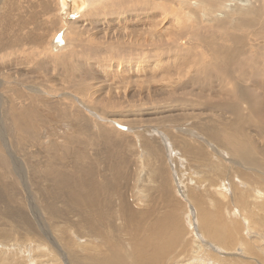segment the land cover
Listing matches in <instances>:
<instances>
[{"label":"rangeland","instance_id":"374dc122","mask_svg":"<svg viewBox=\"0 0 264 264\" xmlns=\"http://www.w3.org/2000/svg\"><path fill=\"white\" fill-rule=\"evenodd\" d=\"M244 1L0 0V264H264V0Z\"/></svg>","mask_w":264,"mask_h":264},{"label":"bare ground","instance_id":"6f19581e","mask_svg":"<svg viewBox=\"0 0 264 264\" xmlns=\"http://www.w3.org/2000/svg\"><path fill=\"white\" fill-rule=\"evenodd\" d=\"M236 2L238 1L240 4H245L246 2L244 1V0H235ZM231 2V1H230ZM59 3H60V7H62V11L63 12H66L67 11V9L70 11V13H71V15H75L77 12H79L80 11V9H81V4H82V0H59ZM233 3V2H232ZM65 4H67V6H66V8L64 7L65 6ZM228 4V3H227ZM232 5V4H231ZM227 7V6H226ZM78 14V13H77ZM67 16H68V13L66 14ZM70 15V14H69ZM40 38V37H39ZM249 154V153H248ZM6 169V168H5ZM0 172H2V171H0ZM3 173V172H2ZM99 201V200H98ZM142 206V205H141ZM232 211V210H231ZM170 212V211H169ZM144 213V212H143ZM230 213H232V212H230ZM110 214V213H109ZM235 214V213H234ZM132 215H133V213H132ZM236 216V215H235ZM113 217V216H112ZM141 217H143V216H141ZM171 217V216H170ZM173 218V217H172ZM170 219V218H169ZM174 220H175V218H173ZM158 221V220H157ZM156 221V223L151 227V230H150V232H151V235L152 234H154V236H156V238L155 237H153L154 239H157L156 241L153 239V241L152 240H149L151 243H149L150 245H152L153 246V248H154V252H155V250H157V241H160V239H162V237H164L165 236V234L163 233L164 232V230L161 228V227H163L164 228V225H161L162 224V222H161V224H160V222L158 221L157 222ZM205 221V220H204ZM164 223H165V221H164ZM169 223V222H168ZM207 223H209V222H207ZM206 223V224H207ZM140 223H138L137 224V227L138 226H140L139 225ZM167 224V223H166ZM119 225V224H118ZM210 225V224H209ZM179 226V225H178ZM170 227V226H169ZM174 227H175V225H174ZM172 228V227H171ZM178 228V227H177ZM176 227H175V229H177ZM149 229V228H148ZM165 229V228H164ZM173 229V228H172ZM171 229V230H172ZM180 229V228H179ZM169 231V230H168ZM178 231H181V229L180 230H178ZM145 232V231H144ZM107 233V232H106ZM143 233V232H142ZM182 233V232H181ZM144 234V233H143ZM171 234V233H170ZM114 235V234H113ZM159 235V236H158ZM143 238L142 239H144L145 240V238H144V236H142ZM137 238V237H136ZM141 239V240H142ZM175 239V238H174ZM122 240V239H121ZM134 240V239H133ZM139 240V239H138ZM131 241V240H130ZM171 241V240H170ZM142 242V241H141ZM172 242V241H171ZM133 243H135L134 241H133ZM140 243V242H139ZM138 243V244H139ZM161 243H162V241H161ZM132 244V243H131ZM136 244V243H135ZM163 244V243H162ZM169 244V243H168ZM149 245V246H150ZM134 246V245H133ZM148 245L146 246V248L147 247H149ZM151 247V246H150ZM170 247H172V245L170 246ZM123 248V247H122ZM118 249V248H117ZM139 249V248H138ZM141 249H143V248H141ZM148 249V248H147ZM25 250V249H24ZM120 250V249H119ZM118 250V251H119ZM166 251H168V247H166V248H163L162 246L161 247H159L158 248V250L155 252L156 254H154V255H156L158 258H163V256H164V254L166 253ZM116 252H117V250H116ZM129 252V251H128ZM143 252V251H142ZM145 252V251H144ZM136 253V252H135ZM138 253V252H137ZM140 253V252H139ZM150 253H153V252H150ZM105 255V254H104ZM121 255V254H120ZM126 255L127 254H125V257H126ZM131 255H133V254H131ZM146 255V254H145ZM149 255V254H148ZM159 255V256H158ZM128 257H129V255H127ZM139 256V259H138V261H140L141 259L142 260H144V256L143 257H141L140 255H138ZM151 256V255H150ZM105 257H106V255H105ZM123 257V256H122ZM154 257V256H153ZM156 257V258H157ZM99 258V257H98ZM157 258V259H158ZM148 259H150V258H148ZM157 259H155V257H154V259H153V261L151 260L150 262H147L146 264H156L157 262L155 261V260H157ZM85 260V259H84ZM126 261V260H125ZM137 261V262H138ZM164 261V260H163ZM137 262H136V264H137ZM141 262V261H140ZM140 262H139V264H140ZM156 262V263H155ZM160 261L158 260V263H159ZM85 263V262H84ZM142 264H143V262H141ZM163 263V262H162ZM126 264V263H125Z\"/></svg>","mask_w":264,"mask_h":264}]
</instances>
